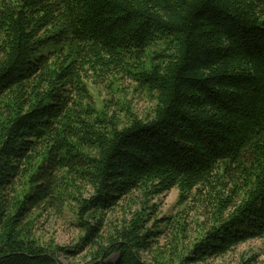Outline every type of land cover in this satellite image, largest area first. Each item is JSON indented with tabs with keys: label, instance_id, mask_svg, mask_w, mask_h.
Listing matches in <instances>:
<instances>
[{
	"label": "trees",
	"instance_id": "obj_1",
	"mask_svg": "<svg viewBox=\"0 0 264 264\" xmlns=\"http://www.w3.org/2000/svg\"><path fill=\"white\" fill-rule=\"evenodd\" d=\"M174 189L184 212L159 219ZM65 210L83 264H203L264 240V0H0V264H62L35 226Z\"/></svg>",
	"mask_w": 264,
	"mask_h": 264
},
{
	"label": "rangeland",
	"instance_id": "obj_2",
	"mask_svg": "<svg viewBox=\"0 0 264 264\" xmlns=\"http://www.w3.org/2000/svg\"><path fill=\"white\" fill-rule=\"evenodd\" d=\"M121 86L123 91L119 94V97H124L126 102L133 107L135 113L140 117H144L152 108L153 103L144 95L133 94V90L129 88L128 83H122ZM91 91L99 101H104L109 97L104 88L91 87ZM154 202L158 205L157 215L159 219L176 218L185 209V206L179 204V191L177 189L156 198ZM133 211V208L132 210L127 208L126 213L123 210H119L114 215H111L109 219L115 223L124 217H130ZM183 217L189 223L191 232L196 233L199 227L198 224L203 218L198 213L189 210V208H187V212L183 214ZM35 234L41 245H53L62 249L59 256L62 264H83L85 253L79 254L74 250V246L80 239L81 231L69 210H65L62 214L53 211L41 212L36 220ZM168 241L169 239H163L161 245L166 244ZM117 258L118 256L115 255L109 261L114 263ZM145 258L148 260L152 259L150 255H145ZM203 264H264V240L249 241L228 255L219 259L209 260Z\"/></svg>",
	"mask_w": 264,
	"mask_h": 264
}]
</instances>
